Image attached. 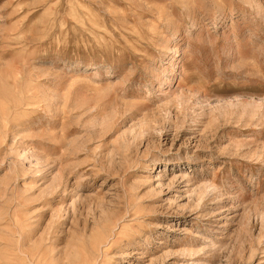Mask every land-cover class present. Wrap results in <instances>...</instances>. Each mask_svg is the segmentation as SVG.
Segmentation results:
<instances>
[{
  "label": "rangeland",
  "instance_id": "rangeland-1",
  "mask_svg": "<svg viewBox=\"0 0 264 264\" xmlns=\"http://www.w3.org/2000/svg\"><path fill=\"white\" fill-rule=\"evenodd\" d=\"M0 264H264V0H0Z\"/></svg>",
  "mask_w": 264,
  "mask_h": 264
}]
</instances>
